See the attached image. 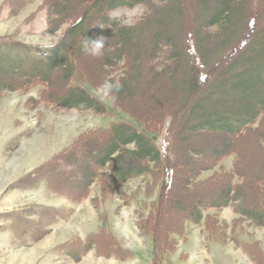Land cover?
Returning a JSON list of instances; mask_svg holds the SVG:
<instances>
[{
    "label": "trees",
    "instance_id": "obj_1",
    "mask_svg": "<svg viewBox=\"0 0 264 264\" xmlns=\"http://www.w3.org/2000/svg\"><path fill=\"white\" fill-rule=\"evenodd\" d=\"M29 1L12 0L18 7ZM138 4L145 12L132 25L110 15ZM43 7V34L53 36L63 24L66 30L46 47L0 37V93L36 89L34 103L96 113L107 112L109 101L164 141L162 149L133 124L114 121L82 132L23 179L36 186L45 180L73 202L90 197L97 209L98 229L73 237L62 253L74 262L90 251L131 258L130 241L112 231L105 206L120 200L117 213L143 191L155 194L153 202L144 199L135 209L139 235L151 240L149 264H173L171 254L194 226H202L207 241L233 243L264 264V247L249 230L264 228V0H44ZM100 35L106 37L103 55H86L81 41ZM106 79L122 87L104 93ZM216 137L218 147L206 151L205 138ZM188 139L197 144L179 151ZM254 150L261 159L253 158ZM83 163L82 178L71 184L73 168ZM138 178L135 190H123ZM177 203L178 216L172 212ZM230 206L236 213L231 222L220 216ZM34 212L37 218L26 221L31 226L18 231L31 240L68 220L74 208Z\"/></svg>",
    "mask_w": 264,
    "mask_h": 264
},
{
    "label": "rangeland",
    "instance_id": "obj_2",
    "mask_svg": "<svg viewBox=\"0 0 264 264\" xmlns=\"http://www.w3.org/2000/svg\"><path fill=\"white\" fill-rule=\"evenodd\" d=\"M43 2L44 0H30L23 7H18L12 0H0V37L13 38L30 45H50L57 42L67 26L63 24L53 36L44 35L47 12ZM14 8L18 10L15 12ZM144 12V6L138 4L134 7L114 9L110 15L127 25H132ZM214 42L215 46L219 44L218 40ZM84 87L96 94L87 84H84ZM32 97H37L36 89L31 92L19 89L0 93V264L117 263V259L97 256L93 251L88 252L78 262L72 261L62 253L63 245L73 237L80 234L85 237L88 233L96 231L102 222L90 197L73 202L52 191L45 180L37 186L23 184L22 181L40 167H45L46 163L66 149L82 132L91 128L107 127L114 121H127L140 131L148 133L162 149L163 138L158 134L149 133L142 122L136 121L121 109L113 108L109 101H106L107 112L96 113L93 110L56 109L39 101L34 103L31 101ZM216 138H205L203 147H206V151L217 146L219 138ZM195 141L185 140V148L179 145V151H187L197 144ZM252 152L253 158L261 159L257 150ZM224 162L230 166L232 157ZM82 165H79V168L74 166L76 168H73L69 176L71 184L75 183L78 177L82 178L79 170L82 171L80 167H84L85 163ZM140 183L141 179H132L124 185L123 190L132 192ZM95 190H98V187L92 189V195ZM144 199L153 202L155 194L146 197L143 191L140 192L139 201H135L134 205L137 206L138 202ZM118 203V199L107 201V220L111 228L117 226L120 232L133 236L134 230L138 232L136 206L126 209L122 207L116 213ZM179 204H175L172 211L177 216L182 213ZM46 206L72 207L74 213L68 220H60L52 225L50 231L36 240L18 234L19 230L31 226L27 220L37 218L34 210ZM220 216L231 222L236 213L230 206L224 208ZM199 227L194 226L188 237L180 241L179 248L170 256L173 264H256L233 243L207 241L202 226ZM249 230L253 232V238L260 240L264 247V228L250 227ZM125 234L121 238L129 239ZM130 248L135 256L128 258L129 263L149 264L152 253L150 238H144L140 242L134 238L130 241Z\"/></svg>",
    "mask_w": 264,
    "mask_h": 264
},
{
    "label": "clouds",
    "instance_id": "obj_3",
    "mask_svg": "<svg viewBox=\"0 0 264 264\" xmlns=\"http://www.w3.org/2000/svg\"><path fill=\"white\" fill-rule=\"evenodd\" d=\"M105 41L106 37L103 35L97 36L95 38L85 36L84 39L81 41V48L82 51L86 55H91L95 57H99L103 55L105 49ZM55 45H51L50 47H54ZM42 47H46L43 46ZM122 87L119 80H108L106 79L104 83L101 85V91L104 93H112L118 92Z\"/></svg>",
    "mask_w": 264,
    "mask_h": 264
},
{
    "label": "crops",
    "instance_id": "obj_4",
    "mask_svg": "<svg viewBox=\"0 0 264 264\" xmlns=\"http://www.w3.org/2000/svg\"><path fill=\"white\" fill-rule=\"evenodd\" d=\"M131 206H136V205H134V203L133 204H131V205H127V206H123L125 209L126 208H129V207H131ZM115 225H116V223H115ZM199 228H201V226L199 227ZM117 230V231H116ZM112 231L117 235V236H120V237H122V235L123 234H125V233H123V232H120L119 230H118V228H117V226H115V227H112ZM126 236H128V234H125ZM80 236H82L81 234H80ZM128 237H130L129 239H130V241L132 240V239H137V241H143L144 240V238L143 237H141L140 235H139V233L137 232V231H133V236H128ZM239 249V248H238ZM134 255H133V258H134V256H135V253H133ZM128 259H126V260H124V261H122V260H118L117 259V263H115V264H120V263H124V264H133V263H129L128 261H127Z\"/></svg>",
    "mask_w": 264,
    "mask_h": 264
}]
</instances>
